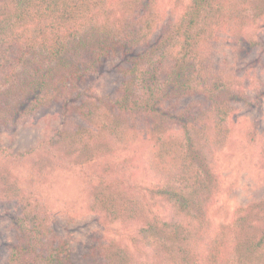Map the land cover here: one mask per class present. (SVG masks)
Wrapping results in <instances>:
<instances>
[{
    "label": "trees",
    "instance_id": "16d2710c",
    "mask_svg": "<svg viewBox=\"0 0 264 264\" xmlns=\"http://www.w3.org/2000/svg\"><path fill=\"white\" fill-rule=\"evenodd\" d=\"M169 2L178 10L165 19L158 0H0V129L13 131L57 104L58 128L27 152L48 155L45 164L32 158V178L101 159L85 186L87 208L141 225L134 251L100 237L77 257L51 227L46 203L0 169V213L14 232L0 264H232L227 249L239 264H264V196L229 222L207 216L218 190L212 153L227 143L228 119L236 104L264 96V83L245 71L264 57V36L255 32L264 0ZM227 40L241 41L242 54L256 60L242 70L224 51ZM104 66L118 83L113 93L98 94L86 80ZM187 96L195 98L181 105ZM138 136L150 143L145 164L161 184L127 176ZM50 146L60 152L49 154ZM5 151L13 156L0 147ZM258 162L264 170V141ZM157 198L171 216L154 208Z\"/></svg>",
    "mask_w": 264,
    "mask_h": 264
},
{
    "label": "rangeland",
    "instance_id": "374dc122",
    "mask_svg": "<svg viewBox=\"0 0 264 264\" xmlns=\"http://www.w3.org/2000/svg\"><path fill=\"white\" fill-rule=\"evenodd\" d=\"M158 2L160 7L165 10L163 14L165 19H168L167 17H170L174 10H178L174 8L175 4H170L169 0H158ZM259 21L258 32L256 29L255 32L264 36V16ZM223 49L229 57L235 58L242 70H245L246 61L256 60L254 54H242L241 41L232 45L227 40ZM245 71L257 83H264V57L258 63L255 62L254 67ZM89 81L97 85L98 94L113 93L118 78L113 68L104 66L99 73L87 78L86 82ZM194 98L193 96L184 97L181 100V105ZM261 99L262 103L260 101V103L251 106L235 105L231 120L228 119L231 131L227 143L212 153V170L217 176L218 190L208 206L207 216L213 224L229 222L236 216V210L240 206L264 196V170L259 167L258 162L261 145L264 141V96ZM59 119V106L49 104L30 115L15 130L0 129V147L13 154L11 156L7 151L4 154L0 153L1 171L9 168L26 191L33 192L46 203L52 217L51 227L56 234L59 233L70 240L72 250L77 257L81 256L85 245H89L100 237L113 239L134 251L131 239L138 234L141 226L139 222L122 223L110 220L99 212L87 208L88 196L85 186L89 180H93L88 179L92 176L90 175L92 170L100 171L101 159L98 160V163L93 162L90 165H77L67 169L55 168L42 179L34 176V179L32 178L30 173L32 158L35 163L45 164L48 163V155L44 153L34 156L28 155L27 152L55 132L59 125ZM168 129L173 132L177 131L176 127ZM176 134L180 137L179 131ZM107 143L102 139V145L105 146ZM104 149L107 151V146ZM149 149L150 143L147 138L142 139L139 136L131 145L126 158L127 176L131 182L143 185L161 184V179L149 171L145 164ZM48 152L53 155L60 152V148L50 146ZM22 154L24 155L20 156ZM2 200L0 199V211L1 207H4ZM153 200L154 208L162 213L163 217L171 216V208L168 203L159 198ZM13 238L14 232L9 226L7 217L0 213V263L5 259L8 245L13 241ZM226 253L232 259V264H239L235 261L232 251L227 249ZM136 256L139 260L145 259L143 254L136 253Z\"/></svg>",
    "mask_w": 264,
    "mask_h": 264
}]
</instances>
